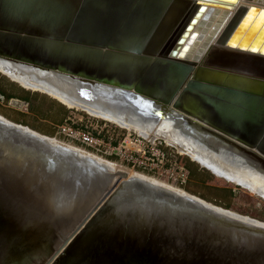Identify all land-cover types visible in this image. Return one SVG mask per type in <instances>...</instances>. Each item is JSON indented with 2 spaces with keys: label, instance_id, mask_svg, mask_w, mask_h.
Segmentation results:
<instances>
[{
  "label": "water",
  "instance_id": "95a60500",
  "mask_svg": "<svg viewBox=\"0 0 264 264\" xmlns=\"http://www.w3.org/2000/svg\"><path fill=\"white\" fill-rule=\"evenodd\" d=\"M233 2L0 0V61L151 132L172 121L264 173V80L234 48L264 54V9L225 27L224 10L209 31ZM54 138L0 115V264H264V222L145 174L60 160Z\"/></svg>",
  "mask_w": 264,
  "mask_h": 264
},
{
  "label": "bare ground",
  "instance_id": "6f19581e",
  "mask_svg": "<svg viewBox=\"0 0 264 264\" xmlns=\"http://www.w3.org/2000/svg\"><path fill=\"white\" fill-rule=\"evenodd\" d=\"M242 7H247V8L256 7L259 10H261V9H264V0H235V2H233V3H225V5H223V6H220V5L217 6V8H219V9H216V10L219 12V16L218 17L216 16V18H215L213 24L211 25L209 31L212 29L214 24L218 21L220 16L224 13V10L228 11L227 19L223 24L225 27V26L230 25V23H232L235 15L237 14L238 11H240V9ZM254 19H255V16L253 17L252 20L254 21ZM252 20H251L250 24L253 22ZM263 25H264V19L258 25L256 33H258L262 29ZM247 30H248L247 28L243 30V33H242L241 37L238 38V40H240L242 38V36L247 32ZM209 31H208V34H209ZM220 34L221 33L218 34V36L216 37V39H214V41L212 43H215V41L217 39H219ZM261 44H263V43H261ZM236 47H234L235 50L240 51V53L242 54V55H238V56L240 58L244 59L243 63L252 65L250 69L244 71L241 68L242 71L241 70L240 71L241 72L244 71V72L250 73L252 75L259 76L261 79L264 80V63H263L264 59H260V58H264L261 56V54H263L260 51L261 46L257 47V49H256L257 52H253L249 49L241 50L238 48V46H236ZM245 53H247L249 55H255V56L260 57V58L256 59L255 57H251V56H243ZM254 61H260L263 63V65L257 66L254 68ZM202 64H203V62L200 60L198 65H202ZM18 71L23 72V73H19ZM0 73L8 76L9 78L13 79L14 81L19 82L20 84L24 85L29 90L31 89L34 91H38V92L50 95L51 97H53V98L61 101L62 103H64V105L90 110L91 112L96 113L97 115H100L103 118H106L107 120L108 119L112 120L114 122L120 123V124L127 126L129 128L132 126V128L134 127L133 129H136V130L142 132L143 134L151 135L155 131L159 132V130H160L161 131L160 133L168 134L169 138L170 137L173 138L175 136L176 138H178L183 143L185 142V143H188V145H189V148L186 147L185 150L184 149L182 150L181 148L177 147L178 149H180L181 153L189 156L191 158V160H194L195 162L199 163L200 165L202 164L203 168L209 170L216 177H218L220 179L222 178L226 182L241 186L243 188L245 187V188H247V190L252 195H257V196L261 197L262 199H264V173L263 172L259 171L258 168H256L253 165H250L247 163H241L240 161H238V163H236L237 162L236 160H238L239 158L233 157L234 155H230V153H228V152L219 151V153H217V155H215L214 152L213 153L211 152L210 148H205L204 144H200L201 141L200 142L196 141V140H194L193 137L191 138L187 134H183V133H186L183 130H181L183 132L182 133L177 128L173 127L172 121H169V120L164 121L162 124H160V126L155 131L151 132V130H149L148 128H144V127H141L140 125H138L137 122L128 121L127 119H124V118H119L118 115H116L110 111H104V110L98 109L94 106H89L86 104L74 102L73 100L69 99V97H66L65 95L60 94L56 90H54L51 87H49L48 85H46L48 82L44 81L43 78L41 77V75L38 74L36 71H21V70L15 68L13 66L10 67V65L5 63V62L0 61ZM80 105H83V106H80ZM53 141L55 143H57V145L59 146V149L61 150V157L62 158L60 157V160H62L64 158L67 161L73 160V161H80V162H83V161L92 162V163L94 162V163H97V165L102 164L103 166L105 165L107 167H110V168L118 171V172H126V170H124V169L121 170L122 167L120 165H117L114 161L112 162L111 160H108V159L103 160L104 158H102V159L98 158L92 154H89L91 152L87 153L86 150L84 151L83 149H81V147H76V146H73L72 144H67L66 142H63L57 138H54ZM63 146H65V147H63ZM172 146H175V145L172 144ZM128 169H131V168H128ZM127 173L129 174L130 177L135 176L129 172H127ZM135 173H137L136 175L145 174V173H140L137 171ZM144 176H146V178L149 179L150 181L157 183V184H160L161 186H164L166 188H169L172 191H176V192H179L182 194L184 192H187L183 188L175 186L173 184H170L165 180H161L159 178H156V177L150 176V175H144ZM152 177L156 180H153Z\"/></svg>",
  "mask_w": 264,
  "mask_h": 264
},
{
  "label": "built area",
  "instance_id": "2783aa9c",
  "mask_svg": "<svg viewBox=\"0 0 264 264\" xmlns=\"http://www.w3.org/2000/svg\"><path fill=\"white\" fill-rule=\"evenodd\" d=\"M95 119L97 121L93 122L92 120H88V122L96 123L93 128L96 130L99 129L100 131L98 132L92 131L90 126L93 125L91 124L89 126L87 124L88 122L84 128L77 127L76 122L83 123L84 118L74 116L69 118V122L58 127L57 134L67 139L69 143L79 145L97 156L108 160L116 157L117 159L128 162V165L134 169L137 168L149 175L151 174L150 172H153L154 174L152 175L154 177L161 180L166 179L165 181L168 183L172 182L171 184L175 186L183 187L188 183L189 172L182 166H178L179 169H177L170 162V157L161 147L163 143L160 144L158 138L145 137L135 131L119 127L122 130H126L123 137L119 139V136L115 133L111 134L107 121L100 125V119ZM104 133L107 134V137L101 136ZM166 146L173 147L171 145Z\"/></svg>",
  "mask_w": 264,
  "mask_h": 264
},
{
  "label": "trees",
  "instance_id": "16d2710c",
  "mask_svg": "<svg viewBox=\"0 0 264 264\" xmlns=\"http://www.w3.org/2000/svg\"><path fill=\"white\" fill-rule=\"evenodd\" d=\"M0 96L5 98L4 101H2L0 98V115L11 120L12 122L22 124L25 126H29L33 130L38 131V132H40L44 135L50 136V137H55L57 134L58 127L64 123L69 122L70 117L72 118L75 116L73 114V113H75L73 111L75 109H69L67 106L60 103L58 100L51 98L49 95L42 94L40 92L27 90V89L23 88L17 82L12 81L9 77L2 75V73H0ZM11 99H20V100L29 102L30 106H29V108H27V109H29V112L26 113L24 111L10 107L9 101ZM48 103H50V105H48ZM54 106H55V108H54ZM60 107L62 109H60ZM4 109L11 111L14 114H8V111L5 112ZM31 115H39L40 119L44 120V122L51 124L52 130L49 133H45V132L39 131L35 127L29 125L28 121H29V117ZM80 115L84 118V121L85 120L86 121L87 120H93V119H90V115L87 114L86 112L81 111ZM102 123H104V122H102ZM85 125H86L85 123L81 124V123L76 122L77 127L84 128ZM118 130H119V132L121 131L120 132L121 135L119 136V139H120L123 137V135L125 134L126 131L122 130L120 128H118ZM101 136L107 137V134L104 133ZM161 147L163 148V150H165L168 153V155H170L169 154L170 150L168 147H166L164 145H162ZM115 158L116 157H113L110 159L115 161L116 160ZM178 161L180 162L179 164L182 167H184L185 169L188 170L189 177H191V179L196 177L195 175L198 174L199 169H200L199 166L196 164V162L190 161L187 157H179ZM190 184H192V183H190ZM185 186L188 187L189 183L184 185V187ZM194 186H197L198 188L203 190L204 193L194 191L190 187L186 188V189L183 187H181V188L186 190L188 193L196 195V196H198V197H200V198H202V199H204L210 203H213L217 206H220V207L225 208V209H231V205H232L231 202L235 196L234 191H233L234 187L226 188V191L223 192V193L226 192V196L228 198V200H226L225 194H222V189H219L218 187H216L214 185L209 186V185H206V183L204 182V183H200L199 185L194 184ZM205 192H211L212 196H210V195L206 196Z\"/></svg>",
  "mask_w": 264,
  "mask_h": 264
},
{
  "label": "rangeland",
  "instance_id": "374dc122",
  "mask_svg": "<svg viewBox=\"0 0 264 264\" xmlns=\"http://www.w3.org/2000/svg\"><path fill=\"white\" fill-rule=\"evenodd\" d=\"M2 75H4V74H2ZM6 76V75H5ZM8 77V76H7ZM11 79V78H10ZM17 82V81H16ZM19 83V82H18ZM29 90V89H28ZM31 90V89H30ZM31 91H34V90H31ZM35 92H38V91H35ZM51 97V96H50ZM52 98V97H51ZM65 106H67V105H65ZM80 106H83V105H80ZM68 108H70V109H75V110H73L75 113H73L77 118H79V116H80V112L81 111H85L87 114H89L90 115V119H93L92 117H95V118H99V119H101V120H99V122H100V125H102L103 123L101 122L102 121V119L103 120H105V121H108L107 122V124H108V129H109V131L111 132V134H116V135H118V136H120L121 134H120V132H119V130H118V126H120V127H122V128H125V129H127V130H130V131H135L136 133H139V134H141V135H143V136H145V137H151V138H158V140H161V139H163V145L164 146H166V145H171L172 146V144L173 145H175V146H173L172 148H170V147H168V146H166V147H168L169 148V150H170V152H169V157H170V162L171 163H173L174 165H175V167L177 168V169H179L178 168V166H181L179 163V161H178V159H179V157H187L190 161H192L191 160V158L189 157V156H187V155H184L183 153H181L180 152V149H178V148H181L182 150L184 149L185 150V148L187 147V148H189V145H188V143H183L182 141H180L178 138H176L174 135V137L173 138H169V135L168 134H165V133H160L161 131L159 130V132H157V131H155L154 133H152L151 135H146V134H143L142 132H140V131H138V130H136V129H133L132 128V126L129 128V127H127V126H124V125H122V124H120V123H117V122H114V121H112V120H107L106 118H103L102 116H100V115H97L96 113H93V112H91L90 110H87V109H84V108H78V107H71V106H67ZM78 108V109H77ZM60 109H62L61 107H60ZM4 111L6 112V111H8V110H5L4 109ZM91 112V113H90ZM8 114H14L13 112H11V111H8ZM35 117L36 118H39V115H31L30 117H29V125H31V126H33V127H35L36 129H38L39 131H42V132H45V133H49L52 129V126H51V124L50 123H47V122H44V123H39V122H42V121H40V120H35ZM37 121H39V122H37ZM93 122H95L96 120H92ZM88 122V120L86 121H84L83 123H81V122H79V123H81V124H86ZM111 122V123H110ZM112 123H114V124H112ZM40 124V125H39ZM89 126L92 124L93 126H90L91 127V130L92 131H94V132H98V131H100L99 129L98 130H96L95 128H93V127H95V125H96V123H90V122H88L87 123ZM118 125V126H116V125ZM126 131V130H125ZM126 133V132H125ZM55 138H57V139H59V140H61V141H63V142H66L67 144H72L73 146H76V147H81V146H79V145H75V144H73V143H69V141H67V139H65V138H63V137H61V136H59L58 134H56V136H55ZM166 141V142H165ZM176 142V143H175ZM166 143H168V144H166ZM177 144V145H176ZM185 144V145H184ZM178 147V148H177ZM183 147V148H182ZM81 149H83L84 151L86 150V149H84V148H82L81 147ZM86 152L87 153H89V152H91V151H89V150H86ZM181 153V154H180ZM89 154H92V155H94V156H96V157H98V158H101L102 159V157H100V156H97L96 154H93V153H89ZM178 157V158H177ZM116 160L114 161L117 165H120L121 167H122V169L121 170H126V172H129V173H131L132 175H136L137 173H135L136 171L137 172H140V173H144V172H142L141 170H139V169H134L132 166H130V165H128V162H125V161H122L121 159H117V158H115ZM103 160H106V158H104ZM109 160H111V159H109ZM112 162H113V160H111ZM195 162V161H194ZM196 164L199 166V172H198V174H196L195 176L196 177H194V178H192L191 179V177H189V181H188V183H189V186L188 187H184L183 186V188H191L192 190H194V191H198V192H201V193H204V191L203 190H201L200 188H198L197 186H194V184L195 185H199L200 183H206V185H209V186H216V187H218L219 189H222V194H225V199L226 200H228V198H227V196H226V192L225 193H223L224 191H226V188H232V187H234L233 188V191H234V198L232 199V205H231V210H233V211H235V212H237V213H239V214H241V215H244V216H249V217H251V218H254V219H257V220H259V221H262V222H264V199H262L261 197H259V196H257V195H252L248 190H247V188H243V187H241V186H238V185H235V184H232V183H229V182H226L224 179H219L218 177H216L214 174H212L210 171H208L207 169H205V168H202L201 166H200V164L199 163H197L196 162ZM132 165V164H131ZM128 168H131V169H128ZM187 170V169H186ZM134 171V172H133ZM188 171V170H187ZM133 172V173H132ZM149 172V171H148ZM151 174H150V176H154V175H152V174H154L153 172H150ZM145 175H149L148 173H145ZM152 179L153 180H156V179H154L153 177H152ZM164 180H166V179H164ZM158 181V180H157ZM197 181V182H196ZM171 182V181H170ZM172 183V182H171ZM170 183V184H171ZM187 183V184H188ZM190 183H192V184H190ZM168 184V183H167ZM237 188H239V191L237 192V194L235 193V189H237ZM206 194V196H208V195H210V196H212L211 195V192H205Z\"/></svg>",
  "mask_w": 264,
  "mask_h": 264
},
{
  "label": "crops",
  "instance_id": "0c3cea01",
  "mask_svg": "<svg viewBox=\"0 0 264 264\" xmlns=\"http://www.w3.org/2000/svg\"><path fill=\"white\" fill-rule=\"evenodd\" d=\"M41 93V92H40ZM42 94H44V93H42ZM47 95V94H46ZM54 99V98H53ZM48 105H50V103H48ZM29 106H30V103H29ZM29 106L27 107V108H29ZM27 108H24L23 110H21V111H24V112H26V113H28L29 112V109H27ZM54 108H55V106H54ZM70 109V108H69ZM83 112H85V111H83ZM79 117H82L81 115L79 116ZM92 118H94L95 119V117H92ZM99 119V118H98ZM35 120H40V121H42V122H39V121H37V122H39V123H44V120H42V119H40V118H36L35 117ZM96 121H97V119H95ZM101 120V119H100ZM102 122H105V120H103L102 119ZM108 122V121H107ZM111 123V122H110ZM112 124H114V123H112ZM40 125V124H39ZM116 125V124H115ZM116 126H118V125H116ZM120 126H118V128H119ZM38 132V131H37ZM57 132H58V130H57ZM40 133V132H39ZM42 134V133H41Z\"/></svg>",
  "mask_w": 264,
  "mask_h": 264
}]
</instances>
